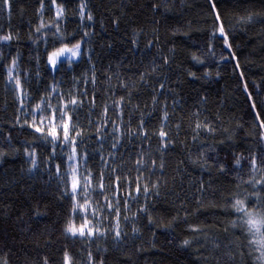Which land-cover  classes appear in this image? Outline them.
I'll return each mask as SVG.
<instances>
[{"label":"trees","instance_id":"trees-1","mask_svg":"<svg viewBox=\"0 0 264 264\" xmlns=\"http://www.w3.org/2000/svg\"><path fill=\"white\" fill-rule=\"evenodd\" d=\"M62 112L85 201L130 198L119 238L65 232L83 218L61 140L29 127ZM262 123L264 0H0V264H264L232 208L264 216Z\"/></svg>","mask_w":264,"mask_h":264},{"label":"snow or ice","instance_id":"snow-or-ice-1","mask_svg":"<svg viewBox=\"0 0 264 264\" xmlns=\"http://www.w3.org/2000/svg\"><path fill=\"white\" fill-rule=\"evenodd\" d=\"M83 10V5L81 6ZM62 15V10L58 12V17ZM88 19H91L89 16ZM250 19V18H249ZM39 31V29H37ZM221 33L223 34V28H221ZM4 39H10V37H4ZM81 44L76 43L73 47L69 48L67 46L61 47L53 52L48 56V62L49 64L53 67L56 68L58 67L59 64H62L65 59L68 61H71L72 58L78 57L81 55L80 52ZM70 53V55H68ZM13 66H15V61H13ZM9 80L14 79L12 76V70L9 69ZM17 87H20V82L19 80H16ZM71 104L76 105L78 101L76 99H72L70 101ZM67 107V105H65ZM37 110H42L41 105L36 106ZM67 116V119L65 117ZM59 120V123H56L55 121ZM27 123V121L25 122ZM40 124L43 125L44 121L41 120ZM50 126L47 128L45 131V128L36 126V122L33 121L31 124H29V127H34L36 132H39L42 134L43 138L47 139L48 137H51L52 142H56L58 140H61L64 144H69L71 143L73 145V155L69 157L70 159H75L76 158V141L75 137L71 135V133L75 130V125L71 123V117L68 116L66 112L60 113V115L57 117L56 114L54 113L50 120H49ZM261 127H264V123L261 124ZM82 134L79 132H76V136H81ZM167 134L165 132H160V136L163 138ZM117 143H119V140L117 139ZM113 147H116V144H113ZM138 163H142V161H139ZM239 163V161H237ZM253 167H256L255 163L252 165ZM117 180H119V177H117ZM87 187H90V179L89 177H84L81 179L79 176L76 174V169L73 168L72 170V178H71V188H70V194L71 198L74 201L73 207H72V212L74 214H79V213H84L85 215L83 216L84 222L77 226L74 222L70 221L67 226L65 227V232L68 234H71L72 236H88L92 237L94 235H103L104 233L100 232L99 228H94L91 226V220L88 219L87 217V212L89 209V204L88 203H79L77 201V193L81 191V189H85ZM99 187L101 191L104 188V184L101 181L99 184ZM136 191H140L139 187L136 189ZM144 191L147 192L148 189L147 187L144 188ZM118 204V201H117ZM109 207H114L113 205H109ZM232 208L237 212L242 215V218L244 219V224L248 227V230L250 232H255V233H260L261 228L264 227V216H257L253 213L252 210L248 209L244 202L242 200H236L232 204ZM118 208H117V213H118ZM120 232L116 231L115 237L119 238ZM188 242L185 241V244ZM65 264H70L69 257L65 256Z\"/></svg>","mask_w":264,"mask_h":264},{"label":"rangeland","instance_id":"rangeland-1","mask_svg":"<svg viewBox=\"0 0 264 264\" xmlns=\"http://www.w3.org/2000/svg\"><path fill=\"white\" fill-rule=\"evenodd\" d=\"M81 52V49H80ZM70 55V53L68 54ZM80 58V55L78 57L72 58L71 61H68L67 59L64 60V62H76L78 61ZM48 65L50 67V69L52 70H56V68H53L49 62ZM60 65V64H59ZM58 65V66H59ZM50 126L49 122L48 123H44L43 125L40 124V127L45 128V130H47V128ZM58 142V141H56ZM62 139L59 143L60 148H58V153L61 154L60 156L62 158H64L67 162L66 166L69 169L68 170V176H69V193H70V188H71V178H72V170L73 168L76 169V174L77 176H79L81 179H83L84 177H89L87 175V173L85 171H83L81 169L80 166V157L78 154V151L76 150V158L70 159L69 157H71L73 155V145L71 143L69 144H64L62 142ZM76 147V144H75ZM90 179V177H89ZM96 189L95 185L92 184L90 182V187H87L86 190L85 189H81L80 192L77 193V201H79V203L83 204V203H88L85 201V199L92 194V192H94ZM71 195V194H70ZM118 201V204H117ZM124 203V211L122 210V205L119 202V199L117 198V196H115V198L113 200H110L108 203H104V205H102L103 208H105V206H107V209L98 210L97 206H93L90 205L89 203V209L87 212V217L89 220H91V226L94 228H99L100 232L104 233L103 235L109 234V233H115V231L118 229V224H120V220L122 218L126 219L127 217H129V212L131 210V205H130V198L123 200ZM113 205L114 207H109V205ZM117 208H118V213H117ZM106 213V215L104 213ZM124 212V215H123ZM80 215L83 216L85 215L84 213H80ZM84 222V220H83ZM82 222V223H83ZM103 235H94L92 237H88L87 235L81 238H94L97 236H103ZM75 237H80V236H75Z\"/></svg>","mask_w":264,"mask_h":264}]
</instances>
